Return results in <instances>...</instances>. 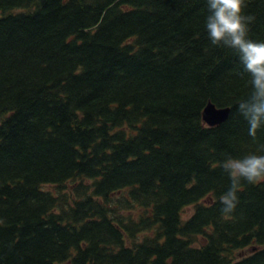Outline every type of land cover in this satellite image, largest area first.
I'll use <instances>...</instances> for the list:
<instances>
[{
    "label": "trees",
    "instance_id": "16d2710c",
    "mask_svg": "<svg viewBox=\"0 0 264 264\" xmlns=\"http://www.w3.org/2000/svg\"><path fill=\"white\" fill-rule=\"evenodd\" d=\"M206 12L0 0V264H264V180L221 214L224 160L264 151V129L248 135L247 74ZM243 12L264 42V0ZM209 103L226 122L205 124Z\"/></svg>",
    "mask_w": 264,
    "mask_h": 264
},
{
    "label": "clouds",
    "instance_id": "9594fccd",
    "mask_svg": "<svg viewBox=\"0 0 264 264\" xmlns=\"http://www.w3.org/2000/svg\"><path fill=\"white\" fill-rule=\"evenodd\" d=\"M244 3L245 0H206L203 26L210 43L233 50L247 74L249 93L238 102L237 111L247 122L248 135L255 139L264 129V42L250 38L249 24L254 18L244 14ZM222 167L231 185L220 197L221 214L230 217L239 202L241 180L249 184L264 180V151L228 157Z\"/></svg>",
    "mask_w": 264,
    "mask_h": 264
},
{
    "label": "water",
    "instance_id": "95a60500",
    "mask_svg": "<svg viewBox=\"0 0 264 264\" xmlns=\"http://www.w3.org/2000/svg\"><path fill=\"white\" fill-rule=\"evenodd\" d=\"M230 112V108H218L215 104L209 103L203 112V120L209 127H215L226 122Z\"/></svg>",
    "mask_w": 264,
    "mask_h": 264
},
{
    "label": "rangeland",
    "instance_id": "374dc122",
    "mask_svg": "<svg viewBox=\"0 0 264 264\" xmlns=\"http://www.w3.org/2000/svg\"><path fill=\"white\" fill-rule=\"evenodd\" d=\"M48 188H50V189L53 190V191H56L55 188H52V187H48ZM192 211H193V208H188V209L185 211V215H189V214H191Z\"/></svg>",
    "mask_w": 264,
    "mask_h": 264
}]
</instances>
